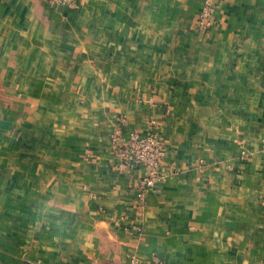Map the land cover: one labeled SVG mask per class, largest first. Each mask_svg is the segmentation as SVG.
<instances>
[{
  "label": "crops",
  "instance_id": "0c3cea01",
  "mask_svg": "<svg viewBox=\"0 0 264 264\" xmlns=\"http://www.w3.org/2000/svg\"><path fill=\"white\" fill-rule=\"evenodd\" d=\"M77 1L0 0V264H264V0Z\"/></svg>",
  "mask_w": 264,
  "mask_h": 264
},
{
  "label": "built area",
  "instance_id": "2783aa9c",
  "mask_svg": "<svg viewBox=\"0 0 264 264\" xmlns=\"http://www.w3.org/2000/svg\"><path fill=\"white\" fill-rule=\"evenodd\" d=\"M51 4L60 8L75 9L78 7L77 0H48ZM212 19L211 0H204L201 11L196 20V27L204 30L210 27ZM115 153L121 160L116 168L122 170L127 167L141 165L146 174L138 181L137 199L142 200L146 188L153 186L161 176L160 168L163 158V142L156 131L142 133L131 130L126 136L115 128L110 132ZM27 264H43L40 260H32ZM127 264H140L135 257H130Z\"/></svg>",
  "mask_w": 264,
  "mask_h": 264
}]
</instances>
